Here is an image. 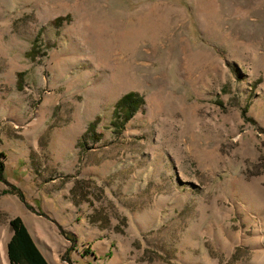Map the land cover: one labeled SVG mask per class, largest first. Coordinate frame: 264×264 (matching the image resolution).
Returning <instances> with one entry per match:
<instances>
[{"label": "rangeland", "instance_id": "obj_1", "mask_svg": "<svg viewBox=\"0 0 264 264\" xmlns=\"http://www.w3.org/2000/svg\"><path fill=\"white\" fill-rule=\"evenodd\" d=\"M14 217L57 264H264V0H0V264Z\"/></svg>", "mask_w": 264, "mask_h": 264}, {"label": "trees", "instance_id": "obj_2", "mask_svg": "<svg viewBox=\"0 0 264 264\" xmlns=\"http://www.w3.org/2000/svg\"><path fill=\"white\" fill-rule=\"evenodd\" d=\"M142 103L143 97L141 95L128 93L117 101L115 118L120 119V123L123 124L132 117ZM9 226L12 231V235L6 244V256L9 264H48L20 217L11 219Z\"/></svg>", "mask_w": 264, "mask_h": 264}, {"label": "crops", "instance_id": "obj_3", "mask_svg": "<svg viewBox=\"0 0 264 264\" xmlns=\"http://www.w3.org/2000/svg\"><path fill=\"white\" fill-rule=\"evenodd\" d=\"M15 218V217H14ZM22 220V219H21ZM24 226L26 227L29 235L31 236L33 242L35 243L36 247L38 248V250L40 251V253L42 254V256L44 257L45 261L48 263V264H57L55 260H49L46 255L44 254V252L42 251V249L40 248V246L38 245L37 241L35 240V237H33L31 231L28 229V227L26 226V224L24 223V221L22 220ZM9 241V240H8ZM92 244H94L95 246H97V250L99 251V254L97 257H99L101 259V257L103 255H101L103 253V248H107L105 245L106 243L103 242V239H99V240H96V241H92ZM8 260V259H7Z\"/></svg>", "mask_w": 264, "mask_h": 264}]
</instances>
